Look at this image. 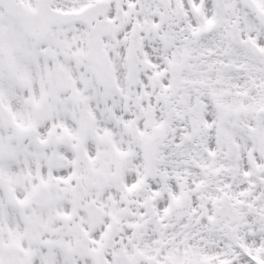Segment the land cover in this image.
<instances>
[{"label": "snow or ice", "instance_id": "6c2138e0", "mask_svg": "<svg viewBox=\"0 0 264 264\" xmlns=\"http://www.w3.org/2000/svg\"><path fill=\"white\" fill-rule=\"evenodd\" d=\"M0 264H264V0H0Z\"/></svg>", "mask_w": 264, "mask_h": 264}]
</instances>
